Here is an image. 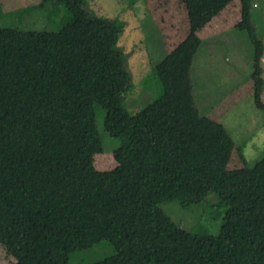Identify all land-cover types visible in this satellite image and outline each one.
Here are the masks:
<instances>
[{
    "label": "trees",
    "instance_id": "16d2710c",
    "mask_svg": "<svg viewBox=\"0 0 264 264\" xmlns=\"http://www.w3.org/2000/svg\"><path fill=\"white\" fill-rule=\"evenodd\" d=\"M190 31L156 66L159 77L187 74L199 51L194 34L233 0H184ZM253 0H240L237 27L253 45L256 106L264 110L263 41ZM55 31L0 26V244L13 264H69L108 240L127 264H264V155L226 170L235 141L205 117L192 89H174L131 113L132 87L119 46L122 22L89 0H41ZM24 9V10H22ZM117 138V166L96 172L104 152L96 123ZM216 194L226 213L218 233L197 234L160 207Z\"/></svg>",
    "mask_w": 264,
    "mask_h": 264
},
{
    "label": "rangeland",
    "instance_id": "374dc122",
    "mask_svg": "<svg viewBox=\"0 0 264 264\" xmlns=\"http://www.w3.org/2000/svg\"><path fill=\"white\" fill-rule=\"evenodd\" d=\"M41 0H0L1 11L38 5ZM106 17H119L122 31L119 46L127 58L132 87L123 97L125 107L135 113L160 95L174 89H192L201 113L209 120L224 124L235 141L226 170L252 166L264 155V110L256 106L252 79L253 45L248 32L237 25L241 20L240 0L227 4L218 16L194 34L201 44L191 70L184 75L159 77L156 66L183 41L190 31L184 0H89ZM24 10V9H22ZM55 19L44 9L26 11L19 17L0 13V26L55 31L65 9ZM251 21L264 48V0H253ZM264 67V52L262 57ZM264 77V75H263ZM264 102V91L261 93ZM96 123L102 135L104 152L93 157L96 172L114 169L113 150L118 139L104 131V110L98 109ZM160 207L182 228L197 234L218 233L226 213L216 194L205 201L182 205L165 201ZM0 244V264H13ZM69 264H127L108 240L71 255Z\"/></svg>",
    "mask_w": 264,
    "mask_h": 264
},
{
    "label": "crops",
    "instance_id": "0c3cea01",
    "mask_svg": "<svg viewBox=\"0 0 264 264\" xmlns=\"http://www.w3.org/2000/svg\"><path fill=\"white\" fill-rule=\"evenodd\" d=\"M220 12H221V11H220ZM220 12H219V13H220ZM219 13H218V14H219ZM218 14H217L216 16H218ZM216 16H214V17H216ZM214 17H213V18H214ZM213 18H212V19H213ZM212 19H211L210 21H212ZM263 68H264V67H263Z\"/></svg>",
    "mask_w": 264,
    "mask_h": 264
}]
</instances>
